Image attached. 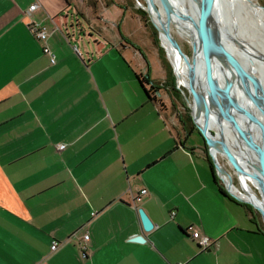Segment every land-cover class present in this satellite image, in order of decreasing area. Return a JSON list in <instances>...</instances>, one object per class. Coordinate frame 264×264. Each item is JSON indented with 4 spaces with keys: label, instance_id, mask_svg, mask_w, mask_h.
<instances>
[{
    "label": "crops",
    "instance_id": "1",
    "mask_svg": "<svg viewBox=\"0 0 264 264\" xmlns=\"http://www.w3.org/2000/svg\"><path fill=\"white\" fill-rule=\"evenodd\" d=\"M65 11L0 0V264H264L249 208L218 193L202 143L130 75L138 50L119 28L92 47ZM193 231L217 248L199 252Z\"/></svg>",
    "mask_w": 264,
    "mask_h": 264
},
{
    "label": "water",
    "instance_id": "2",
    "mask_svg": "<svg viewBox=\"0 0 264 264\" xmlns=\"http://www.w3.org/2000/svg\"><path fill=\"white\" fill-rule=\"evenodd\" d=\"M158 1L167 18H170L171 14H173L181 21L189 22L193 26L190 57L181 50L178 43L168 33H165V37L171 47L179 53L186 67L188 79L187 85L184 87L187 92L185 98L186 106L190 110L191 121L201 136L207 156L210 159L212 165L211 178L212 180L217 178L222 183L228 198L257 212L262 219L264 228V199L262 198V194H264V84L259 77L254 75V69L250 68L253 60L264 65V55H257L251 52L245 44L227 32L221 12L220 0H190L196 4L197 13L194 16H184L178 13L179 11L173 8L169 0ZM250 4L254 8L259 7L251 1ZM260 7L264 10L263 5H260ZM145 13L147 14L146 11ZM153 27L157 31L154 25ZM234 47L239 51H236ZM219 63L227 65L233 71L238 79L239 88L244 98L255 108L262 121L256 120L242 105L238 104L232 98L229 89L215 83V66H219ZM199 67L203 68L202 74ZM173 74L178 87L174 70ZM220 91L224 100L218 95ZM235 109L239 110V115L241 114L244 118L251 119L257 123L261 132L260 139L255 137L253 133H249L237 121L238 117L235 115ZM196 112L200 114H195ZM214 114L217 121L223 120L226 123L229 136L234 143L232 146L228 144L229 137L226 138L224 136L223 130L219 136L212 131L211 126L215 124ZM199 115L202 117L201 125L197 122ZM218 155L232 168L238 179V184H240L239 178L241 176L249 184L254 187L258 185L263 190L262 193L258 192L261 205L257 202L237 197L231 191L233 186L231 174L216 159ZM223 177H226L227 182ZM138 216L143 231H151L154 225L143 210H138ZM131 241L143 243L145 239L139 235L133 237Z\"/></svg>",
    "mask_w": 264,
    "mask_h": 264
},
{
    "label": "rangeland",
    "instance_id": "3",
    "mask_svg": "<svg viewBox=\"0 0 264 264\" xmlns=\"http://www.w3.org/2000/svg\"><path fill=\"white\" fill-rule=\"evenodd\" d=\"M259 7L260 5L264 4V0H253ZM64 5L66 6V14L67 18L71 21H74V31L76 32L77 37H81L82 39L85 38L88 43L94 47V42L96 40H102L101 38H110L116 34L117 28H119L120 32H122L124 36L125 46L127 43H131L133 47L138 50V54L140 58H137L139 63L142 64V67L136 66V64L125 54L123 62L127 61L130 64L131 69L129 70L130 75L133 77V72L138 70L140 71L143 76H148L150 80L159 88H163L162 84H166L168 80L167 71H165L163 60L168 66V69L173 74V70L177 76V82L175 79L174 88L175 92L168 90L165 91L162 89L159 91L158 100L160 101V108L163 110L165 117L172 122L177 128L176 119L179 116L183 118V114L190 116V110L187 108L186 103V96L187 92L185 91L184 87L186 84L179 80L180 74L183 75L186 79L187 76L182 72V70L178 68H174L172 63L166 58L165 51L160 46V40L158 38V26L156 22H152L153 25L156 27L158 31L155 30L151 21V15L159 14L161 18L165 13L162 8L159 9L158 6L152 1V5L148 8V5L145 0H68L66 2L63 0ZM149 11L147 15L144 16V19H141L140 14L138 11ZM152 19V20H151ZM101 21H106L107 23H101ZM77 22H80L81 27L77 25ZM169 36L178 43L181 50L190 57L191 55V48H190V40L185 36L178 35L173 25L170 30L167 32ZM157 40V47L154 43V37ZM85 35V36H84ZM107 39V38H106ZM165 42L169 46V48L176 54L177 59L185 66L182 58L178 57L177 53L173 50L167 39ZM163 59V60H161ZM170 63V64H169ZM125 64V63H124ZM128 66L125 64V67ZM129 67V66H128ZM202 68L200 73L202 72ZM139 73V72H138ZM139 73V74H140ZM188 80V79H187ZM177 91V92H176ZM183 104L189 110L183 108ZM188 113V114H187ZM241 124V123H240ZM221 127H225L224 121L220 122ZM198 139L200 143L203 140L196 134L193 133L189 140V143L192 139ZM217 160L221 164V166L229 173L232 177V184L235 188V192L241 197V193H247L246 188L240 182L242 178L240 176L238 184V179L235 176L232 168L226 163V161L222 158L217 156ZM242 180L245 182V185L248 186V189L251 193V199L258 201L260 203V198L258 192L262 193V189L255 185V187L249 184L244 178ZM220 185L223 188L222 183L219 181ZM263 198V194H262ZM257 220L261 225L263 232V224L260 215L257 213Z\"/></svg>",
    "mask_w": 264,
    "mask_h": 264
},
{
    "label": "bare ground",
    "instance_id": "4",
    "mask_svg": "<svg viewBox=\"0 0 264 264\" xmlns=\"http://www.w3.org/2000/svg\"><path fill=\"white\" fill-rule=\"evenodd\" d=\"M145 1L148 5V8L152 5V1L156 4V6L159 7V9L161 8L158 0H145ZM250 1L254 3L253 0H220L221 12L224 17L227 32L231 36L237 38L241 43L245 44L251 52L257 55H264V28H263L264 10L261 7L258 8L252 7ZM169 2L173 5L174 9H177L179 11L178 13L184 16H194L197 13L195 9L196 4L192 3L190 0H169ZM146 12L149 13L148 10ZM151 18L153 19V20L151 19L152 22L153 21L156 22L158 26L159 29L158 37L160 40V46L165 51L168 62L170 61L175 69L178 68L182 70V72L187 76L186 67L177 59L176 54L169 48V46L165 42L166 39L165 33H167L168 30H170L171 27L174 25L178 35L185 36L191 41L193 38V26L189 22L181 21L173 14H171L170 18H167L166 14H164L161 18L159 17V14L151 15ZM174 51L177 53L176 50ZM236 51L239 50L236 49ZM236 54L238 55V53ZM177 55L178 57H180L179 53H177ZM215 68H216L215 70L216 73L214 77V80L216 81L215 83L224 86L226 89H229L231 91L232 98L238 104L242 105L244 109H246L251 115L255 117L256 120L262 121L259 115L257 114L255 108L251 104H249L247 100L244 98L239 88L238 79L236 78L233 71L227 65H224L222 63H219V66L216 65ZM250 68L254 69L255 72L254 75L256 77H259L264 84V65H261V63L257 62L256 60H253L252 67ZM179 80L187 85L188 80L183 75L180 74ZM218 95L222 100H224L221 91L218 93ZM197 113L199 112H196L195 114ZM235 115L238 117L237 121L241 123V125L245 127L249 133H253V135H255V137H257L258 139L261 138V132L255 121L244 118L241 114L240 116L238 109H235ZM214 121L215 124L211 126L212 131L216 132V134L219 136V134L223 130L224 136L226 138L229 137L228 144L232 146V144L234 143L231 137L229 136V131L226 123L224 122L225 127L222 128L220 122L223 120L217 121L215 114H214ZM197 122L201 125L202 117L200 115L197 117ZM242 165L244 164L242 163ZM247 169L249 170V168ZM223 178L227 182L226 177ZM240 182L246 188V192H247L246 194L242 192L240 194L241 195L240 198L259 203L258 201L251 199L250 190L248 189V186L245 185V182L242 180V178L240 179ZM232 188H235L234 185L231 187V191L237 197H239V195ZM263 199H264V194H263ZM259 204L261 205V203Z\"/></svg>",
    "mask_w": 264,
    "mask_h": 264
},
{
    "label": "trees",
    "instance_id": "5",
    "mask_svg": "<svg viewBox=\"0 0 264 264\" xmlns=\"http://www.w3.org/2000/svg\"><path fill=\"white\" fill-rule=\"evenodd\" d=\"M66 2H68V0H65ZM264 6V4H263ZM139 14H140V17L141 19H144V16L146 15L143 11H138ZM153 41L155 43V45L157 46V40L155 38V34H153ZM158 47V46H157ZM159 48V47H158ZM163 60V59H161ZM163 65H164V68H165V71H167V77H168V80L166 81V84H162V86H165L163 88H159L157 87L152 81H150L148 79V76H143L139 73H134V78L141 90V92L143 93L145 99H146V102L147 103H156L159 105L160 107V101L158 100V95H159V91H161L162 89H164L165 91L168 92V90H171L173 92H175V88H174V82H175V79L173 77V74L170 72V70L168 69V66L167 64L165 63V61L163 60ZM177 92V91H176ZM184 109H186V111L189 112V110L185 107V104L182 105ZM188 114V113H187ZM178 123L180 124V127H179V132H180V136L182 138H187L189 137L192 133H196L200 138L201 136L199 135L198 131L195 129L192 121H191V118L189 115H186L185 113L183 114V118H181V116L178 117ZM202 139V138H201ZM202 149L204 151H206L205 149V146H204V143L202 142ZM204 154L206 155V162L208 163L209 165V168L211 169V172H212V165H211V162H210V159L209 157L207 156V153L204 152ZM214 184H215V187L218 191V193L222 196H225L227 197L226 193L224 192V189L222 188V186H220V183L219 181L217 180V178H214L213 180ZM228 198V197H227ZM229 200L233 201L232 199L229 198ZM245 207L249 208L248 206L244 205ZM253 218V217H252ZM254 220V219H253ZM259 227L261 230L262 227L261 225L259 224ZM263 236H264V232H263Z\"/></svg>",
    "mask_w": 264,
    "mask_h": 264
},
{
    "label": "built area",
    "instance_id": "6",
    "mask_svg": "<svg viewBox=\"0 0 264 264\" xmlns=\"http://www.w3.org/2000/svg\"><path fill=\"white\" fill-rule=\"evenodd\" d=\"M37 9V6L35 4L31 5L27 12L25 13L26 16H30V14L32 12H34ZM30 29L31 32L33 33L35 39L39 42H45L48 38V34L45 31L44 28L39 27L38 24L35 23H31L30 24ZM43 52L45 53V55H47L50 59V62L53 64L54 63V56L52 55V53L49 51V49L47 47H45L43 49ZM159 96V95H158ZM57 149L59 151L64 149V145H59L57 147ZM140 194L143 195L145 194V190L140 191ZM94 215V214H93ZM190 239L195 242L197 244V247L199 249V252H205L208 250H211L213 248L216 249L217 248V244L215 240L209 239L207 237L201 236L199 235L197 232L193 231L190 235ZM88 240V235H84L83 236V241H87ZM60 246L59 243L57 242H53L52 243V250L56 251L58 249V247ZM81 251H83V253L85 252V248L83 246H81Z\"/></svg>",
    "mask_w": 264,
    "mask_h": 264
},
{
    "label": "flooded vegetation",
    "instance_id": "7",
    "mask_svg": "<svg viewBox=\"0 0 264 264\" xmlns=\"http://www.w3.org/2000/svg\"><path fill=\"white\" fill-rule=\"evenodd\" d=\"M204 151V150H203ZM204 152H206L207 153V151H204ZM249 211H250V213H251V216L253 217V219L254 220H256V222H258V220H257V212H255L253 209H251L250 207H249ZM259 223V222H258Z\"/></svg>",
    "mask_w": 264,
    "mask_h": 264
}]
</instances>
